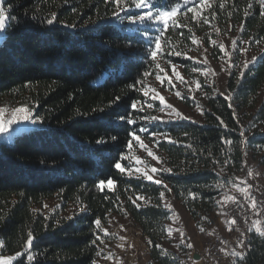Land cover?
I'll return each instance as SVG.
<instances>
[{
	"label": "trees",
	"instance_id": "16d2710c",
	"mask_svg": "<svg viewBox=\"0 0 264 264\" xmlns=\"http://www.w3.org/2000/svg\"><path fill=\"white\" fill-rule=\"evenodd\" d=\"M149 2L153 14L178 15L132 24L125 18L147 10L131 0L121 8L112 0H1L10 18L0 43V108L27 107L41 125L0 143V255L22 253L13 264H102L113 217L147 238L149 264H191L185 246L170 247L171 202L204 234L226 215L224 191L249 185V162L264 169V5ZM156 71L163 94L198 108L196 117L159 115L145 86ZM142 147L163 183L138 174ZM107 179L112 186L100 188ZM245 247L231 251L230 264H264L263 236L251 233Z\"/></svg>",
	"mask_w": 264,
	"mask_h": 264
},
{
	"label": "rangeland",
	"instance_id": "374dc122",
	"mask_svg": "<svg viewBox=\"0 0 264 264\" xmlns=\"http://www.w3.org/2000/svg\"><path fill=\"white\" fill-rule=\"evenodd\" d=\"M1 3V0H0ZM7 24V21H6ZM4 39V31L0 32V43L3 41ZM202 53H199L198 55H196L198 57V59L200 60ZM220 73L224 72V66L220 67ZM209 72L212 71L214 72L212 69L208 70ZM158 72L159 76H161L162 72L160 71H156ZM225 74H222V77ZM156 76H154L153 78H156ZM212 77V76H211ZM221 77V78H222ZM146 90L147 93L149 94V96L155 100L156 102L161 103V110L159 111V115H161L162 117L165 118H177L179 116L176 115V112L178 111L179 113H183L186 116H192V117H196V114L200 113L198 108H193L191 110L181 106L174 98V96L172 95H164L163 93V89L161 88V80L159 79H148L146 84ZM224 93V92H222ZM163 98V99H161ZM171 106V107H169ZM20 108V107H18ZM27 108V107H24ZM0 109H4L5 112L3 114V119L5 121H7L8 119H11L12 115L14 114V110L17 108H10V107H5V108H0ZM28 109V108H27ZM194 110V111H193ZM23 115V114H20ZM28 115L30 117L29 120L24 121L21 120L19 123L17 124H13L10 127V130L7 133H0V143H5L8 145H11L15 139L16 136L21 135L23 132L25 133H29L31 130L34 129H40L41 125H39L38 121H36L34 119L33 116V112L28 111ZM150 150H146L144 147L141 148L138 156L136 157V163H137V172L138 174L142 175L146 180L147 176L144 175V173H147V175H150L153 177L152 180L149 181H156V180H161L160 176L158 175V168H159V164L156 162V159L152 155H149L148 152ZM250 168L248 169V173H250L251 175H247L249 177V179L251 177H253L254 181L258 178H260L261 180H264V173L262 172V168H259L257 166L253 165V162H249ZM155 168L157 171L156 172H152L151 169ZM254 170V173L253 171ZM263 173V174H260ZM259 176V177H258ZM163 183V182H162ZM250 183V182H249ZM240 184V192H238V195L235 197V200L239 197L243 198V202L246 203L245 207L243 208V210L238 211V212H234L233 213V205L235 203V200L233 202H231V204H229V213H231L236 219H238L240 221V223L244 224V214L249 212L250 208L252 207V201L253 199L257 200L258 199V203L261 205L262 203H264V182L263 184L260 182L255 183V189H257V193L253 192V189L250 187L248 188V192H244L243 188H241L242 182H239ZM262 184V185H261ZM253 185V184H252ZM238 186V185H237ZM233 187V186H232ZM228 190H225L221 199L223 200V204H228L227 202H229L228 200V196L230 194H228ZM260 195V198H257V196ZM226 197V198H225ZM261 203H260V202ZM172 203V204H171ZM171 208L173 210V230L171 231V235H172V244H171V249L174 251L178 250V247L180 244H182L183 246L186 247L187 251H188V257L190 259V261H200V259L195 260L194 256H192V252L197 253L196 255H198L200 258L201 256L198 254L199 252L203 253L205 251L208 252L209 256L206 254L205 258L209 259V261L205 264H229L231 262V260H225L223 258H219V259H215L214 255L215 254H227V253H231V251L233 250H237L239 248H237L236 246H234V243H222L221 241H227L226 237L224 235H220L218 233L219 228L222 227L221 223H219V226L217 224V219H219L218 217L221 216L220 214H218L216 222L214 224V229L213 228H208L206 230V232L204 234H200L199 231L197 230L196 225L194 224L193 220L191 219V217L185 212V210L180 206L179 203H174L171 202ZM262 206V205H261ZM260 206V207H261ZM225 208V206H224ZM261 213L263 215L262 209H261ZM224 214H226L225 216L228 215L227 211H224ZM112 236L114 237L113 242L111 243L110 247H109V252L107 254L106 259L103 261L102 264H113V262H116L115 260H113L114 258V248L117 247L116 243L118 241V238L122 235V232H124L125 230H130L128 235H134L136 238V245H138L144 252L146 251V248L144 246V243L142 242V236L137 232L138 228L128 219H124V218H116L113 217L112 219ZM122 226V227H121ZM241 230V226H239ZM137 229V230H136ZM221 229V228H220ZM246 231H242L243 233L239 234L237 236L243 237V240L245 239V235H250L251 233H253V226L252 227H245ZM260 233H257L259 235L263 234L264 236V218L263 221H261V228L258 230ZM142 234V233H141ZM223 234V233H222ZM244 236H241V235ZM239 240V239H238ZM242 240V239H241ZM189 245H191V247H189ZM241 245L242 246V250L245 249L246 247V243L243 242ZM1 250V249H0ZM241 250V249H239ZM148 253V251H147ZM229 253V254H230ZM137 256V254H136ZM139 256V255H138ZM137 256V257H138ZM140 262H145V259L142 255ZM0 257H13L14 259L12 260L11 264H13L15 262V260L17 259V255L14 256H1ZM149 257V255H148ZM221 259V260H220ZM119 264H122L121 262H119ZM137 264H139V261L137 260ZM141 264V263H140Z\"/></svg>",
	"mask_w": 264,
	"mask_h": 264
},
{
	"label": "snow or ice",
	"instance_id": "6c2138e0",
	"mask_svg": "<svg viewBox=\"0 0 264 264\" xmlns=\"http://www.w3.org/2000/svg\"><path fill=\"white\" fill-rule=\"evenodd\" d=\"M112 2L114 4L117 5L118 8H121L123 6L124 0H112ZM189 0H185V3H188ZM193 3H195V0H192ZM261 4L264 5V0H260ZM131 4L134 5L136 8L138 9H146L147 11L144 14H139V15H135V16H128L125 19L132 23V24H143L146 21H152V20H156V21H163L164 23H167L169 20L175 18L178 15V10L177 9H173L170 12H159L156 14H153V12L151 11V5L149 0H131ZM209 4V0H200L199 2V8H203L205 6H207ZM189 12L193 13V18L199 16V10L197 7H190L188 9ZM118 15V13L116 14ZM10 18L9 15L6 14L5 11V6L0 3V32H3L6 30V21ZM55 22V16H53L51 19L47 20V23L49 25H52ZM193 43H197V41L193 40ZM221 47L223 48V45H221ZM161 51V44L159 42V40H157L156 44H155V50L152 51L151 53V57L153 60L156 59L157 53ZM179 54V53H177ZM157 67H159V65L157 64ZM245 67H247V63H245ZM157 79H160V76L157 75ZM197 87H199V84H197ZM146 94V93H145ZM177 95H179V93H177ZM163 99V98H161ZM132 108H136V104H132L131 105ZM171 107V106H169ZM28 109L24 108V107H20L14 110V114L12 115L11 119H8L7 121H5L3 119V114L5 112L4 109H0V133H7L10 130L11 125L13 124H17L19 123L21 120L27 121L30 119L29 115H28ZM23 114V115H20ZM203 114V113H201ZM177 116H180L183 119H189L188 117H183L181 113H179L178 111L176 112ZM119 119L121 120H126L127 123L129 124H134L135 121L134 120H130L127 118V116H120ZM152 119H157V117H152ZM219 119V118H218ZM220 123L222 125H224L225 127H227L226 124H224L223 120H220ZM130 135L133 137V139L139 141L140 137L137 135V133L132 132L130 133ZM241 135H243V133H241ZM113 140L116 139V137H112ZM101 141H98V143H100ZM230 143V142H229ZM147 150V149H146ZM149 155H152L151 151L148 152ZM156 158V157H154ZM158 159V158H157ZM115 167L117 169H119L121 172L125 171V169L121 166L120 163H116ZM151 171L154 173L157 170L155 168H152ZM168 171H171L170 169ZM145 176H147V179L152 180L153 177L150 175H147V173H144ZM157 184H161L162 181L160 180H156L154 181ZM113 184V181L111 179H107V180H101L99 182V187L103 188L105 185L111 187ZM164 187H167L166 185H164ZM170 191V190H169ZM163 193H161V197H163ZM137 199H143V197H137ZM228 199H233L232 197H228ZM252 207L255 208L256 204L255 201L252 202ZM232 223H236L235 219L232 220ZM96 224L98 227H100L101 222L99 220L96 221ZM122 227V226H121ZM104 233L105 235H108L107 229H104ZM33 239L34 237L32 236L31 233H29V237L26 241V246L27 247H31L33 244ZM243 246V245H241ZM189 247H191V245H189ZM23 255L22 253H17V256H21ZM14 258L13 257H0V264H11L12 260ZM29 259H31V257H29Z\"/></svg>",
	"mask_w": 264,
	"mask_h": 264
},
{
	"label": "crops",
	"instance_id": "0c3cea01",
	"mask_svg": "<svg viewBox=\"0 0 264 264\" xmlns=\"http://www.w3.org/2000/svg\"><path fill=\"white\" fill-rule=\"evenodd\" d=\"M253 165L257 166L256 163H253ZM252 171L254 173V170H252ZM262 172L264 173V169H262ZM263 173L260 172V174H263ZM248 175H251V174L248 173ZM249 182H250L249 185H241V188L244 187L243 188L244 192H248V188H250V187L253 189V192H256L257 189H255V187H254L255 183L261 182L263 184L264 180H261L260 178H258L254 181L253 177H251L249 179ZM239 188L240 187L238 185V186H233V187L227 189L229 192L228 194H230L228 197H232L235 200V197L238 195V192L241 191ZM257 198H258V196H257ZM228 200H229V202H227L228 204H226V203L224 204L225 210H227V212H229V210H230L229 204H231V202L234 201L233 199H228ZM253 201H255L256 207L255 208L251 207L249 212L244 214V224L243 223L241 224L240 221L238 219H236L231 213H228L227 216H219L218 217L219 219H217V224L219 226L218 222H220L221 226H222V227H220L221 229L219 228L218 233L220 235H224L226 237V240H227V241H221L222 243H232L233 242L234 246H236L237 248L241 247L239 249L242 250L241 244L243 242L246 243V238L248 236L245 234H244L245 235L244 236L242 234L241 236L245 237V239L243 240V237L237 236L238 235L237 233L241 234V233H243L242 232L243 230L246 231L245 227H247V226H249V227L253 226V231L255 233H260L258 230L261 228V221H263V215L261 213V207H260L261 205L258 203V199L257 200L253 199ZM233 219H235L236 223H232ZM172 224H173V216L171 218V222L169 225L171 231L173 230ZM239 226L242 227L241 228L242 231L239 230L240 229ZM213 229H214V227H213ZM130 230L129 231L125 230L124 232H122V235L118 238V241L116 243L117 247L114 248V246H113V249H114L113 260L116 261V262H113V264H119V262H121L122 264H137V260L139 261V264L140 263L141 264H149V257H148L149 250L147 248V238L145 236H143V233L139 230V228H138V230L136 229L137 232L142 236V242L144 243V246L147 248L146 251L144 252L138 245H136L135 236L134 235H128ZM147 251H148V253H147ZM136 254H137V256L138 255L139 256L137 257ZM196 254L197 253L192 252L191 255L194 256ZM198 254L201 256V258H199L200 261H198V262L192 261L191 264H205L209 261V259L205 258L206 254L209 256L207 251H205L203 253L199 252ZM140 255H142L144 257V259H145L144 263L140 262V259H141Z\"/></svg>",
	"mask_w": 264,
	"mask_h": 264
},
{
	"label": "built area",
	"instance_id": "2783aa9c",
	"mask_svg": "<svg viewBox=\"0 0 264 264\" xmlns=\"http://www.w3.org/2000/svg\"><path fill=\"white\" fill-rule=\"evenodd\" d=\"M245 204L246 203H244L243 201H242V198L241 197H239V198H237L236 200H235V203H234V208H233V213L234 212H238V211H241V210H243V208L245 207ZM262 206H263V209H262V212L264 213V203H262ZM264 216V215H263ZM261 236H262V234H261ZM214 258L216 259V258H223V259H225V260H232V257H231V255L229 254V253H227V254H225V255H223V254H215L214 255Z\"/></svg>",
	"mask_w": 264,
	"mask_h": 264
},
{
	"label": "water",
	"instance_id": "95a60500",
	"mask_svg": "<svg viewBox=\"0 0 264 264\" xmlns=\"http://www.w3.org/2000/svg\"><path fill=\"white\" fill-rule=\"evenodd\" d=\"M199 258H200V257H199L198 255H195V256H194V259H195V260H197V259H199Z\"/></svg>",
	"mask_w": 264,
	"mask_h": 264
},
{
	"label": "bare ground",
	"instance_id": "6f19581e",
	"mask_svg": "<svg viewBox=\"0 0 264 264\" xmlns=\"http://www.w3.org/2000/svg\"><path fill=\"white\" fill-rule=\"evenodd\" d=\"M8 145V144H7ZM242 198V197H241ZM242 201H243V198H242ZM233 208H234V205H233ZM262 236H263V234H262ZM264 237V236H263ZM217 259H219V258H217ZM221 260V259H220Z\"/></svg>",
	"mask_w": 264,
	"mask_h": 264
}]
</instances>
